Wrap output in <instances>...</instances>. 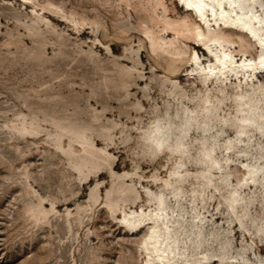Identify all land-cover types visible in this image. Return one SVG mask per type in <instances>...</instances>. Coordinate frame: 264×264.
I'll list each match as a JSON object with an SVG mask.
<instances>
[{"label": "rangeland", "instance_id": "374dc122", "mask_svg": "<svg viewBox=\"0 0 264 264\" xmlns=\"http://www.w3.org/2000/svg\"><path fill=\"white\" fill-rule=\"evenodd\" d=\"M204 1L201 19L183 0H0V264H264V74L243 93L233 77L204 86L222 46L192 43L209 28L236 63L261 57L264 0ZM128 5L154 35L171 25L164 48ZM244 95L263 115L237 133ZM201 104L218 109L180 155L179 127L148 131ZM203 144L219 167L197 160Z\"/></svg>", "mask_w": 264, "mask_h": 264}, {"label": "bare ground", "instance_id": "6f19581e", "mask_svg": "<svg viewBox=\"0 0 264 264\" xmlns=\"http://www.w3.org/2000/svg\"><path fill=\"white\" fill-rule=\"evenodd\" d=\"M20 2H22L23 4L29 6V0H19ZM183 5L182 7L190 12H194L197 16H200L202 19V16L204 14V7L206 5V2L204 0H183ZM244 0H235L234 2V7L233 9L236 10L235 6H239L240 9H244L245 5H244ZM231 2L228 1L227 4H229L232 7V4H230ZM127 10L130 13H137V15L139 17H141L143 19L144 22V27L140 30V32H142L143 36L145 37V39H147L149 41L150 46H159L157 48H164L161 43H160V39L164 38L165 33H169L171 25H167L168 27H165L163 29H160L159 31L161 33H159V31L155 34V31L152 30V28L150 27V25L147 23L150 20L152 21V19H147V15L141 13V10L136 9V8H132L130 5L127 6ZM247 7V10L250 11L249 7ZM145 8V7H144ZM246 9V8H245ZM48 13L50 15H54L53 17H57V15L55 14V12H53L52 10H47ZM145 11V10H144ZM128 12V13H129ZM143 12V11H142ZM216 16V21L218 19H222L220 18V13L217 14L215 13ZM248 17V15H247ZM61 22H64V20L62 18H60ZM155 19V18H154ZM248 19V18H247ZM149 20V21H148ZM157 20V19H156ZM222 21L225 22V20L222 19ZM250 22H248V20L244 19V21L242 22V25L239 26L238 28H236L237 31H242L246 34H248L250 36V38L254 41H257V35L255 33H253L249 28L246 27V25H248ZM254 24H256V22H252ZM258 23V22H257ZM158 25V24H157ZM70 26V25H69ZM85 29H89V27H85ZM76 30L77 28H73V31ZM171 30H173L171 28ZM166 31V32H164ZM127 32H130L129 30ZM134 33V32H131ZM178 33V32H176ZM170 34V33H169ZM183 34V33H182ZM179 35V34H178ZM107 36V35H106ZM222 37H224L220 32H213L210 31L209 28L206 29V32L201 31L200 29L196 30V33L194 35V41H192V43L194 45H197L198 47H200L202 50H205V48H209L210 44L209 43H218L219 45L222 46V55L220 57H217L215 60L214 64H209L207 67L206 71L207 75H202L200 76L199 74H195V77L199 79V81L204 85L207 86V84L209 82H211L212 84H218L220 86L223 85H227V78L229 77H233L234 81L237 82V85L235 86V88L238 91H243L244 89H246V86H252L253 90L256 89V81H254L253 79H250L251 75H254L255 78L259 77L258 74H264V54L261 57H257V58H249L248 55H246L244 53V58L243 61L240 62V64L236 63L234 61V56L231 55L230 52L225 51V49L223 48V44H221L220 39H222ZM185 38V37H184ZM147 41V42H148ZM258 42V41H257ZM225 47V46H224ZM166 48V47H165ZM156 49V48H155ZM168 50V49H167ZM165 50V51H167ZM177 50V49H176ZM175 50V51H176ZM155 51V50H152ZM157 51V50H156ZM170 52V50H169ZM155 53V52H154ZM174 54V53H173ZM155 55V54H154ZM236 55V54H235ZM192 65V63H191ZM174 67V66H173ZM198 66L195 68L197 69ZM176 69L172 68V72H175ZM218 70L219 74H215L214 72ZM111 75V74H109ZM111 77V76H110ZM113 77V76H112ZM209 85V84H208ZM248 89V88H247ZM209 90V89H208ZM207 90V91H208ZM238 93H243V92H238ZM195 105H197V103H194ZM200 104V103H199ZM193 105V104H192ZM201 116L200 117H195L194 120H191L190 118H187V116L191 113H188L190 111H188L187 109L182 108L181 111L179 110H175L173 111V113L171 115H168V112H165V114L161 117H155L154 121L152 122L151 126H148V131H150L153 127H162V126H167L169 125L170 128H174V127H179L175 132L172 133L171 139L175 142L176 146H177V150H176V154L180 155L181 153H183V149L185 148V144H184V137L187 133V130L189 128L192 127V125H198L200 123V126H198L199 129H201L200 131L202 133H205L208 131V126L207 125H203L204 122H206V120L210 117V115L215 112L216 109H218V106L215 108H210V106H203L201 104ZM194 108V107H193ZM198 109V108H197ZM236 111L239 113L241 110V114L238 115L237 120L239 122H237V127H236V132L237 133H243L246 130V126L243 123L244 120H248L249 117H253V118H259L260 115H263L260 111L258 113L257 109H256V105L253 102L252 99L247 98L245 95L240 98V100L236 101V106H235ZM197 111V110H196ZM203 125V126H202ZM251 126H261L260 122L257 120L255 124L250 125ZM160 133L158 136H156L157 138H161L164 136V132H158ZM171 139L169 140L167 147L173 144L170 143ZM169 146V147H170ZM168 147V149H169ZM172 147V146H171ZM230 147V143L227 142V148ZM162 150V149H160ZM212 150L213 148L211 146L205 145L203 144L201 146V150L199 152V155L197 157V160L200 162H204L207 164L208 167H213V166H217L219 167V161L216 160L213 156H212ZM173 151V150H172ZM264 151V150H263ZM180 164V163H179ZM175 167V166H174ZM207 169H204V171H206ZM248 171L250 173H252L254 171V167H251L250 169H248ZM236 193L232 192L231 195L229 196V199L232 201H235L236 198ZM157 197L160 199H162V195L158 194ZM160 199V200H161ZM163 201V199L161 200ZM154 232H157V230H153ZM155 236L154 234L149 235L145 241L147 240H155ZM155 252L157 250H154Z\"/></svg>", "mask_w": 264, "mask_h": 264}]
</instances>
